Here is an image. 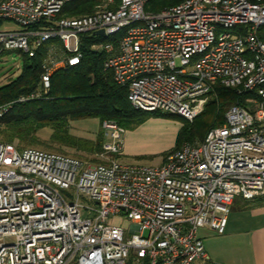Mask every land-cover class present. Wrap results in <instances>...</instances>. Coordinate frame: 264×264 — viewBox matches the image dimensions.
<instances>
[{
  "label": "built area",
  "instance_id": "2783aa9c",
  "mask_svg": "<svg viewBox=\"0 0 264 264\" xmlns=\"http://www.w3.org/2000/svg\"><path fill=\"white\" fill-rule=\"evenodd\" d=\"M73 1L0 0V22L21 27L0 31V52L33 56L58 42L38 88L14 102L46 98L52 73L78 64L85 39L136 110L192 121L217 85L256 96L158 165L118 160L125 129L113 120L102 123L106 140L92 165L0 141V264L206 260L199 230L222 234L236 196H264V0H182L157 13L145 10L148 0H99L91 13L63 14ZM118 215L128 228L110 222Z\"/></svg>",
  "mask_w": 264,
  "mask_h": 264
},
{
  "label": "trees",
  "instance_id": "16d2710c",
  "mask_svg": "<svg viewBox=\"0 0 264 264\" xmlns=\"http://www.w3.org/2000/svg\"><path fill=\"white\" fill-rule=\"evenodd\" d=\"M181 1L148 0L145 10L157 13ZM98 2L99 0L69 2L62 13L69 16L88 14ZM258 35L264 41V26L260 27ZM94 41H83L78 64L52 73L46 98L14 102L21 95L38 88L48 47L51 43L58 42L52 40L42 44L33 56L22 53L23 65L20 73L0 86V107L9 105L0 115V141L12 143L19 149L26 147L21 144H40L49 148L45 150L61 154H66L64 148H68L94 155L101 150L105 141L103 130L97 129L93 139L76 136L70 132L72 121L91 118L101 123L104 120H113L126 130L138 125L145 116H170L178 119L181 124L175 146L171 149L174 150L183 143L193 144L202 140L210 128L223 124L224 113L230 106H246L249 104L247 99L256 96L255 92L239 93L236 89L217 85L202 111L192 121L157 111L136 110L127 99L126 88L116 84L111 72L103 68L105 54L91 48ZM44 127H49L51 134L48 140L41 141L36 133ZM90 161L100 162L98 158Z\"/></svg>",
  "mask_w": 264,
  "mask_h": 264
},
{
  "label": "rangeland",
  "instance_id": "374dc122",
  "mask_svg": "<svg viewBox=\"0 0 264 264\" xmlns=\"http://www.w3.org/2000/svg\"><path fill=\"white\" fill-rule=\"evenodd\" d=\"M12 30H21V27L11 20H3L0 22V31ZM21 55L22 53L18 52L17 50H9L0 54V86L8 83L10 80H13L18 76L23 65V59ZM211 96L212 95L208 97V100L211 98ZM149 119L151 120L150 124L153 123L155 124L154 126L146 127ZM104 121L99 123L96 119L91 118L72 121L70 123V132L76 136L93 139L95 138L96 133L93 129L100 128L103 130L102 123ZM180 125L181 124L178 119L172 118L170 116H148L147 118L145 116L144 119L138 123V125L135 127L132 126L133 128L128 127L126 129L133 133L129 135L127 133L124 134V149L121 155L118 156V160L128 164H160L163 161L165 154H167V152H169L175 146ZM50 134L51 129L49 127H44L37 131L36 136L41 141H46L49 139ZM21 146L49 149L40 144H21ZM64 150V152L69 156L80 157L78 159L84 161L87 165L96 164V162H91L90 159L97 158V154L90 155L85 152L73 151L68 148H64ZM114 158H117V156H114ZM64 193L67 196H70L71 194L68 192ZM80 202L91 205V203L84 198L80 199ZM110 222L126 228H128L130 225V221L125 218L124 215H118L110 219Z\"/></svg>",
  "mask_w": 264,
  "mask_h": 264
},
{
  "label": "crops",
  "instance_id": "0c3cea01",
  "mask_svg": "<svg viewBox=\"0 0 264 264\" xmlns=\"http://www.w3.org/2000/svg\"><path fill=\"white\" fill-rule=\"evenodd\" d=\"M148 121L146 127L155 125ZM125 133L133 132L125 130ZM124 144L123 140V149ZM199 235L208 258L193 264H264V196L252 200L236 196L230 205L225 231L217 234L202 228Z\"/></svg>",
  "mask_w": 264,
  "mask_h": 264
},
{
  "label": "water",
  "instance_id": "95a60500",
  "mask_svg": "<svg viewBox=\"0 0 264 264\" xmlns=\"http://www.w3.org/2000/svg\"><path fill=\"white\" fill-rule=\"evenodd\" d=\"M97 34L101 35L102 37H104V33L102 30L98 31Z\"/></svg>",
  "mask_w": 264,
  "mask_h": 264
}]
</instances>
